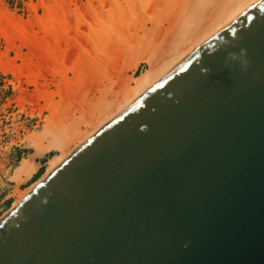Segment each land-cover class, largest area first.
Segmentation results:
<instances>
[{"label":"water","instance_id":"water-1","mask_svg":"<svg viewBox=\"0 0 264 264\" xmlns=\"http://www.w3.org/2000/svg\"><path fill=\"white\" fill-rule=\"evenodd\" d=\"M0 264H264V0L13 209Z\"/></svg>","mask_w":264,"mask_h":264},{"label":"bare ground","instance_id":"bare-ground-1","mask_svg":"<svg viewBox=\"0 0 264 264\" xmlns=\"http://www.w3.org/2000/svg\"><path fill=\"white\" fill-rule=\"evenodd\" d=\"M154 1H145V6L144 0H90L87 6L89 14H84L74 0H49L48 3L40 0L43 15L32 21L6 25L0 17V38L16 56L7 64L0 61V71L12 74L14 79L25 78L37 89L54 84L56 93L40 91L46 105L53 100L51 96L61 97L66 91L76 89L72 84L85 78L86 61L91 64L88 65L90 70H94L97 67H92L98 64V59H103H100L102 55L116 60L126 54L133 56L129 62L126 61L128 64L124 65L126 67L117 80L107 82L106 78V85L101 81L93 88L92 97L80 107L79 114L63 119L57 129L47 124L43 137L49 136L50 139L47 138L46 143L40 142L43 140L38 142L39 136L32 137L33 151L21 160L11 177L17 185L15 201L0 223L109 123L263 0H160L161 4ZM138 5L145 9H139ZM137 7L147 11L148 18L134 21L133 16V21H130L128 15V19L124 16V13L136 12ZM36 8L32 6L34 11ZM32 26L38 30L33 31ZM126 40L130 41L127 47L123 44ZM16 42H19L18 46ZM16 60L21 64L16 65ZM141 63L146 67L138 75L127 74L130 67ZM69 73L72 78L68 77ZM48 76L51 80H47ZM41 80L43 84H39ZM57 131L64 134L60 136ZM50 152L56 153L47 160L42 175L19 190L18 186L27 183L38 169L37 159Z\"/></svg>","mask_w":264,"mask_h":264},{"label":"rangeland","instance_id":"rangeland-1","mask_svg":"<svg viewBox=\"0 0 264 264\" xmlns=\"http://www.w3.org/2000/svg\"><path fill=\"white\" fill-rule=\"evenodd\" d=\"M45 1L46 3L49 2V0ZM89 1L90 0H74L75 5L79 7L84 14H89L87 11ZM145 1L149 0H144V2ZM155 1H157L158 4L164 2L163 0H161L163 2L160 0ZM39 2L40 0H0V17L6 25L10 23L16 24L17 22H26L28 20L32 21L36 19L35 17L38 18V16L40 17L43 15V10L42 7L39 6ZM143 4L146 6V2ZM32 6L37 7L35 9L36 11L32 9ZM138 7L139 9H145L141 8L139 5ZM138 7L136 12L130 11L129 13H124V16L126 17V15H128L129 20L131 19L130 21H133V16L134 21L141 20L144 17L148 18L147 11L139 10ZM138 11L143 13H139ZM36 28V26H32V30L35 32L38 30V28ZM129 40H126L123 44L128 45L130 42ZM5 42L6 41L3 38H0V61H4L3 63L7 64L9 61L15 59L16 56L14 52L8 49V44ZM16 45L18 46L19 42H16ZM132 57L133 56L130 57V55L127 56L126 54L125 57L117 58L118 60H116L113 58H106L102 55V57L100 56V59H103H98V64L92 67V69L97 67L95 68L97 71H94L95 69L90 70V66L88 65L91 64H88L89 62L86 61L84 71L87 72H84L85 78L82 77L84 80L80 78L82 82L79 79L72 84L77 90L72 89L66 91L61 97L56 95L51 96L53 100L50 99L51 101L48 102V105H46L45 100L42 98L43 93L41 92L56 93L55 90H57V88L54 84L50 83L48 87L42 86L39 90L36 86L29 84L25 78L14 79L15 77L12 76V74L0 71V219L11 209L12 204L15 201L14 191H16L15 189L17 185L12 181L11 177L13 171L19 165L21 160L33 151V146L31 145L32 137L39 136V138L37 137V141L39 142L40 140H43L40 142L46 143V139H50V137H43V132H45L44 130L46 129L45 126L51 124L57 129L58 127L56 126L59 125L58 123L70 118L73 114H79L77 112L81 109L80 107L87 104L89 98L92 97L94 89L99 85V82L103 81L104 85H106L110 80H117L118 77L122 75L123 67H126L124 65H127ZM15 64L20 65V60H16ZM66 66H69V63H67ZM145 67L144 63L139 64L137 67H130L131 69H128L127 74L138 75L145 69ZM95 73L98 76L100 75V79L99 77H96L97 75ZM102 75L103 80H101ZM71 76L72 74L69 73L68 77L72 78ZM57 79H59V77ZM86 79L88 81L85 82ZM47 80H51V77L48 76ZM94 81H97L98 83H95ZM43 83V80L39 82V84ZM57 133H60V136L64 134L62 131H57ZM23 146H25V148H22ZM55 153L56 152L48 153L42 160V167L40 168L42 169V173L45 171L47 160ZM29 184V181L25 184H21L18 186V189H25ZM7 202H9L8 205Z\"/></svg>","mask_w":264,"mask_h":264},{"label":"trees","instance_id":"trees-1","mask_svg":"<svg viewBox=\"0 0 264 264\" xmlns=\"http://www.w3.org/2000/svg\"><path fill=\"white\" fill-rule=\"evenodd\" d=\"M42 175V169H40L33 177L32 179L29 181V183L35 182L40 176ZM9 204V202H7V205Z\"/></svg>","mask_w":264,"mask_h":264},{"label":"crops","instance_id":"crops-1","mask_svg":"<svg viewBox=\"0 0 264 264\" xmlns=\"http://www.w3.org/2000/svg\"><path fill=\"white\" fill-rule=\"evenodd\" d=\"M22 148H25V146H23ZM48 154V153H47ZM46 154V155H47ZM46 155L43 157V158H41V159H37V162L39 163V167H38V169L36 170V172L31 176V178L29 179V181L32 179V177L40 170V168L42 167V164H41V162H42V160L46 157ZM23 158V157H22ZM11 176V175H10Z\"/></svg>","mask_w":264,"mask_h":264}]
</instances>
